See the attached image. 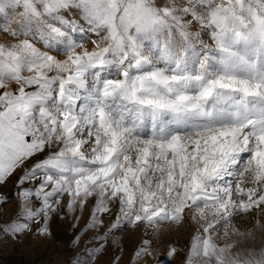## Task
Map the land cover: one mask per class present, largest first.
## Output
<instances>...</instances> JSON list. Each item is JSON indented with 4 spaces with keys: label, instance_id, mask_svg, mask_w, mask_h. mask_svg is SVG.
Here are the masks:
<instances>
[{
    "label": "snow or ice",
    "instance_id": "obj_1",
    "mask_svg": "<svg viewBox=\"0 0 264 264\" xmlns=\"http://www.w3.org/2000/svg\"><path fill=\"white\" fill-rule=\"evenodd\" d=\"M0 33V232L92 202L86 229L143 228L136 264L166 224L169 264H264V0H0Z\"/></svg>",
    "mask_w": 264,
    "mask_h": 264
},
{
    "label": "rangeland",
    "instance_id": "obj_2",
    "mask_svg": "<svg viewBox=\"0 0 264 264\" xmlns=\"http://www.w3.org/2000/svg\"><path fill=\"white\" fill-rule=\"evenodd\" d=\"M8 39L5 34L0 33V42ZM15 193V178L0 185V194L10 198V202L0 206V210H2L0 223L9 222L16 213L18 205ZM91 208L92 202L85 207L83 212H77L75 215L80 216L78 221L73 219V214H66L63 219L58 216L54 217L50 225L52 235L48 238L26 233L18 239H14L0 232V264H76L77 254L81 253L85 246L88 249H93L100 244L104 246L103 252L95 264H113L115 257H120L118 264H136L131 261V257L144 238L143 228H132L125 225L110 236L104 237L103 233L114 217L107 215L103 217L104 228L86 229L85 224L89 220ZM252 223L254 221H249L248 226L251 227ZM191 234L192 227L188 224L161 226L155 236L149 237L152 240L154 258L149 259L148 264H157V258L163 264H169L166 258L169 244L178 249H186ZM77 236H79V242L73 244ZM97 236L100 238L95 239L94 237ZM85 241H88L87 245H85ZM249 243L260 246L264 243V236L257 232L256 239ZM121 247L123 251H121ZM182 256L183 253L172 258L171 264H182Z\"/></svg>",
    "mask_w": 264,
    "mask_h": 264
}]
</instances>
